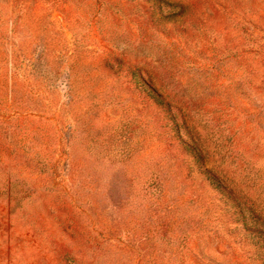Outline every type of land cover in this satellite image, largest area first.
<instances>
[{
	"label": "rangeland",
	"instance_id": "1",
	"mask_svg": "<svg viewBox=\"0 0 264 264\" xmlns=\"http://www.w3.org/2000/svg\"><path fill=\"white\" fill-rule=\"evenodd\" d=\"M185 142L264 231V0H0V264H264Z\"/></svg>",
	"mask_w": 264,
	"mask_h": 264
},
{
	"label": "trees",
	"instance_id": "2",
	"mask_svg": "<svg viewBox=\"0 0 264 264\" xmlns=\"http://www.w3.org/2000/svg\"><path fill=\"white\" fill-rule=\"evenodd\" d=\"M140 82H141V85H146L151 90L150 97H152L159 106H162L163 108L168 107V104L165 103L164 98L156 91L154 87H152L151 85H148V83L146 81H143L141 77H140V81L138 80V83ZM185 146H186L185 147L186 151L192 152L193 156L195 157L196 162L203 166L204 171L202 173L206 177L205 180L209 183V185H211V187H213V190L219 195H222L224 198H226L227 201L229 199H235L234 192L231 191L229 186L225 184V181L223 180V178L216 171H213V169L207 168L205 161H204L205 160L204 156L201 154L200 150L196 148L195 145L190 144V143L185 142ZM236 203L241 208L239 211H237V215L242 217V222L244 223V226L245 227L250 226L249 227L250 230L256 229L258 231L259 238L264 239V231H262V229H258V227H253L248 223L249 221L251 222L253 218H250L249 220V216H247V213H246L245 207H243V204H241L240 201H237Z\"/></svg>",
	"mask_w": 264,
	"mask_h": 264
}]
</instances>
